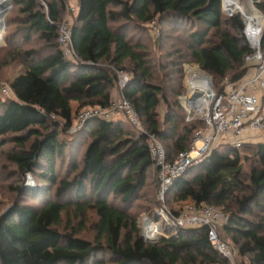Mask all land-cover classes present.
Returning a JSON list of instances; mask_svg holds the SVG:
<instances>
[{
	"label": "trees",
	"instance_id": "16d2710c",
	"mask_svg": "<svg viewBox=\"0 0 264 264\" xmlns=\"http://www.w3.org/2000/svg\"><path fill=\"white\" fill-rule=\"evenodd\" d=\"M76 1L71 59L56 24L69 1L12 0L0 77L6 67H22L9 82L13 96H3L0 86V147L11 138L8 158L47 188L36 194L40 205L17 200L0 216V264H229L207 226L166 224L167 235L148 242L132 208L145 192L157 204L149 135H157L172 160L205 125L194 114L188 120L178 99L185 86H170L169 65L197 63L223 93L226 77L239 80L254 67L247 62L254 49L245 16L225 14L223 0ZM256 3L264 13V0ZM172 39L181 44L168 54L175 61L164 59L166 45H177ZM120 70L130 74L124 87ZM117 89L144 131L122 116L95 117L70 133L81 110L108 107ZM10 188L20 199L30 194L22 183ZM166 198L175 215L185 209L175 204L186 201L219 207L229 217L221 234L239 264H264V143L220 145L179 177ZM87 230L94 238L82 236Z\"/></svg>",
	"mask_w": 264,
	"mask_h": 264
},
{
	"label": "built area",
	"instance_id": "2783aa9c",
	"mask_svg": "<svg viewBox=\"0 0 264 264\" xmlns=\"http://www.w3.org/2000/svg\"><path fill=\"white\" fill-rule=\"evenodd\" d=\"M69 1L68 12L63 20L57 22L59 28V44L65 56L75 59L72 47V18L71 14L75 7ZM246 35L254 53L247 57V62L253 64L247 74L239 79L233 80L226 77L224 80V92L217 93L213 88V96H209V101L201 110L191 108L188 112V120L199 112V118L204 121V127L194 131L189 147L178 153L172 160H168L167 151L157 135H149V148L153 158L155 168L158 170L159 188L158 197L163 202L162 207L156 209L155 222L159 226V231L154 232L150 237L144 226V237L148 242H157L162 238V228L160 217L164 218V224L170 227L194 225L207 226L208 236L214 248L228 259L229 264H239L236 261V248L221 235L222 226L227 222L228 215L219 207L214 205H203L197 207L190 205L179 215H175L165 204L166 196L174 182L184 175L190 168L199 165L220 146L223 140L241 147L245 143H253L251 135L262 133L261 142L264 143V45L263 33L264 23L257 28V39L253 43L248 31L246 22ZM130 79V74L124 70L119 71V85L124 87ZM4 93L12 94L9 85L5 87ZM190 101V100H189ZM192 111H195L193 113ZM126 116L136 129L144 131L138 112L131 103L123 96L113 98L108 107L94 106L88 107L78 114L76 124L70 129L71 133L82 129L85 123L95 117L103 119H114L116 116ZM55 118V115H52ZM147 221H153L147 218Z\"/></svg>",
	"mask_w": 264,
	"mask_h": 264
},
{
	"label": "rangeland",
	"instance_id": "374dc122",
	"mask_svg": "<svg viewBox=\"0 0 264 264\" xmlns=\"http://www.w3.org/2000/svg\"><path fill=\"white\" fill-rule=\"evenodd\" d=\"M5 1H6V4L8 5L9 0H5ZM253 1H255V2H253V4H252L251 0H238L239 9L236 12H233V11L226 9L225 14L234 13V15H236L238 13H242L245 16L246 22L249 25V17H247L248 14L245 11L248 10L247 12L250 13V6H253L254 11L260 10L257 6V3H256L257 1H260V0H253ZM71 2H72V4L77 5L76 0H71ZM245 8H246V10H245ZM12 9H13V3H12V8L10 9V11L7 13V15L4 18V23L6 24L5 31L1 30V32H0V58L3 57V55L5 53L4 50L7 48V45H8V43H7V32H6L7 24H8L7 19H8L9 13L12 11ZM224 9H225V2H224L223 10ZM260 13L264 16L263 11H261ZM227 15H229V14H227ZM258 16H259V20L261 21L260 25H262L264 23V20L262 19V16L259 13H258ZM2 25H3V23H2ZM155 27L156 28H154L153 32H155L154 35L156 37L160 33V28L158 25ZM172 41H173V43H175L179 46L176 45V47L172 48L171 45H166L167 50H164V59H166V60H172L173 59L175 61L178 59L177 56L176 57H175V55L170 56L168 54L169 53L172 54L177 47H181V44H178L173 39H172ZM21 67H22L21 65L16 63V64L9 66V67H6L2 70L1 77H0L1 78L0 86H2L1 91L3 90V92H2L3 96H5V97L13 96V94H11L10 96L5 94L4 89H5V87H7V85H9V82L11 81V79L18 74ZM178 67H183V71H182L183 74L179 71L180 68H178ZM178 67L172 68V66L169 65L168 69L171 71V73L173 72L172 76L169 79V83H171L170 86L172 87L173 85L177 86L180 83V81H182V83L185 86V90L183 93H181V95L178 97V99H179V102L181 103V105L183 107L185 105L189 108L190 107V103H189L190 101L189 100H191L190 86H189V81H190L189 69L192 68L194 73L198 74V75H202V76L210 75L212 78V83H213V77L211 74L205 72L197 63L189 62L187 59L184 60V62L182 61L181 65H179ZM228 78L232 79V76L230 75V76H228ZM222 83L224 84V81ZM213 88H214V85H213ZM183 98H185V101H183ZM170 99L174 100V99H177V97L175 95H170ZM185 110L187 112L186 108H185ZM161 111L163 113L165 112V106H163L161 108ZM192 112L195 113V111H192ZM199 112H196L197 117H199V115H200ZM187 114H188V112H187ZM116 117H118V116H116ZM77 119H78V116L75 119L74 124H76ZM7 139H8L7 143L4 146L0 147V216L6 210H8L13 205V203L17 200H20L22 204H32V205L34 204L35 206L40 205V202L38 200L40 198H36V194H42L44 188H47L46 182L43 181L42 179L38 178L37 174H35L33 172H26L25 174H21L19 172L17 165L8 158V153L14 149L13 147L15 146V144H14V142L10 141L11 138H7ZM223 143L225 144L228 142L226 140H223L220 143V145H223ZM157 177H158V170H157ZM21 183L24 186V188L28 192H30V194L25 199H20L19 195L16 194L10 188L11 184L16 185V184H21ZM49 188H51V187L49 186ZM145 194L146 195L143 198L136 201V203L134 204V206L132 208L135 211V214L137 216L138 225L140 227L141 234L143 237H144V226H145L146 219L151 218L153 221L158 220L157 219L158 217L157 218L155 217L156 216L155 215L156 209H159L163 205V202L158 197V187L156 190V200H157L156 205L152 203L151 196H149L150 195L149 192H145ZM48 196L51 197L50 194H48ZM165 204L169 208L170 205L167 203V198H166ZM179 205H185L184 210H186L192 204H190L189 201H186V202L181 203V204L180 203L175 204L176 207H178ZM159 220L161 222V228H162V233H163L162 237H164L167 235V231L165 229V224H164V218L160 217ZM87 225L90 226L91 222L87 223ZM185 227H194V225L186 224ZM82 236L94 238V232H92V230L91 231L87 230V232L82 233ZM222 237L225 238L223 235H222ZM144 239H145V237H144ZM158 241H159V239H158ZM235 259L239 263V259L237 257Z\"/></svg>",
	"mask_w": 264,
	"mask_h": 264
},
{
	"label": "bare ground",
	"instance_id": "6f19581e",
	"mask_svg": "<svg viewBox=\"0 0 264 264\" xmlns=\"http://www.w3.org/2000/svg\"><path fill=\"white\" fill-rule=\"evenodd\" d=\"M251 1L253 4V0ZM224 2H225V10L227 9L236 12L239 9L238 0H224ZM6 6H7L6 1L0 0V32L2 30L3 14H4L3 11ZM247 11L248 10H246L245 12L248 14L247 17H249L248 31L254 43L257 39V35H256L257 28L261 24V21L259 20L258 12L253 10V6H250V13ZM189 72H190L189 86H190L191 100L195 99L196 100L194 104L195 109L201 110L203 106L209 101V94H208L209 83L206 76L195 74L192 68L189 69ZM183 101H185V98H183ZM145 225L147 228L146 229L147 235L150 237L153 236L154 232L159 231V226H157V224H155L154 221H147Z\"/></svg>",
	"mask_w": 264,
	"mask_h": 264
},
{
	"label": "water",
	"instance_id": "95a60500",
	"mask_svg": "<svg viewBox=\"0 0 264 264\" xmlns=\"http://www.w3.org/2000/svg\"><path fill=\"white\" fill-rule=\"evenodd\" d=\"M255 2V1H253ZM12 8V0H10L9 4L4 8V11H3V27H2V30L5 31V28H6V24L4 23V18L5 16L7 15V13L10 11V9ZM223 8H224V0H223ZM259 10V9H258ZM225 11V9H224ZM260 11V10H259ZM226 12V11H225ZM261 12V11H260ZM229 15H234V13H227ZM264 17V16H263ZM207 80H208V83H209V89H208V94L210 97L213 96V83H212V78L210 75H207L206 76ZM196 100H190V104H191V107L195 108L194 104H195ZM193 105V106H192ZM184 107L187 109V111L189 112V110L191 109V107H187L184 105Z\"/></svg>",
	"mask_w": 264,
	"mask_h": 264
},
{
	"label": "crops",
	"instance_id": "0c3cea01",
	"mask_svg": "<svg viewBox=\"0 0 264 264\" xmlns=\"http://www.w3.org/2000/svg\"><path fill=\"white\" fill-rule=\"evenodd\" d=\"M72 3V2H71ZM73 6L76 8L75 9V13L74 14H76L77 13V7H78V2H77V5H74L73 4ZM71 18H72V14H71ZM120 89V88H119ZM12 94H13V91H12ZM122 94L120 93V90H116L115 91V93H114V97L113 98H116V97H119V96H121ZM73 104H75L76 102H72ZM118 117H122V116H118ZM118 117H115V118H118ZM114 118V119H115ZM261 135H263L262 133H254L253 135H251L252 137L250 138L251 139V141L253 142V143H262L261 142ZM224 144V143H223ZM190 202V201H189ZM191 204V203H190Z\"/></svg>",
	"mask_w": 264,
	"mask_h": 264
}]
</instances>
